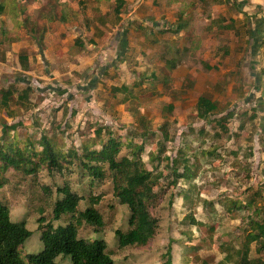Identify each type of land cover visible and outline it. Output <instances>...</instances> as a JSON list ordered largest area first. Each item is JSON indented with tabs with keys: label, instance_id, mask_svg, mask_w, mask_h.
Returning a JSON list of instances; mask_svg holds the SVG:
<instances>
[{
	"label": "rangeland",
	"instance_id": "374dc122",
	"mask_svg": "<svg viewBox=\"0 0 264 264\" xmlns=\"http://www.w3.org/2000/svg\"><path fill=\"white\" fill-rule=\"evenodd\" d=\"M25 1L26 16L13 23L14 8ZM77 1L0 0L4 6L0 12V151L12 155V150L19 149L30 161L24 160L18 169L3 170L0 157L4 181L0 200L9 208L11 221H24L31 231L20 247L21 256L41 251L40 233L46 224L73 221L80 237L105 241L114 264H163L167 248L171 264H239L248 234L254 231L251 221L264 222V134L260 132L264 111L257 108L259 92L249 75L248 52L241 49L240 38L236 48L241 50L235 52L241 55L238 71L222 73L234 60L226 62L233 50L223 44L230 35L221 33L216 37L230 53L217 52L210 41L206 46L202 43L189 55L190 76L180 88L172 89L151 74L161 68L151 43L148 0H127L128 4L125 0L119 27L129 21L136 27L134 32L123 28L120 35V30H114L104 43L94 42L105 53L104 60L99 55L89 58L91 52L85 54L87 58H72L65 50L80 51L76 50L78 40L85 41L86 47L94 44L85 26L97 19L111 14L114 28L115 1L104 5L79 0L76 10ZM55 3L68 6L62 13L67 17H60ZM43 5L45 10L50 8L51 21L42 16ZM135 13L146 15L147 24L133 21ZM102 36L101 32L98 39ZM19 54L27 56L28 69L21 68ZM206 63L216 67L207 69ZM258 69L264 70L263 66ZM161 70L166 73L167 69ZM122 85L126 90L113 89ZM7 90L10 94L2 104ZM200 94L217 104L207 118L197 115ZM42 136L60 155V169L42 160ZM109 137L121 144L118 161L136 159L139 169L151 173L154 195L148 208L157 227L142 246H118L115 231H127L130 212L117 200L107 164L101 167L100 179L71 156L73 150L80 154L84 146L82 152L99 150ZM26 167L35 170L26 173ZM184 173L189 176L176 177ZM64 186L81 199L73 218L66 214L55 220L54 202L62 197L58 189ZM91 197L98 198L93 207L103 218V225L96 229L83 220L77 222L78 213L91 205ZM246 254L262 259L264 248L251 241ZM55 261L71 264L68 256L60 255Z\"/></svg>",
	"mask_w": 264,
	"mask_h": 264
},
{
	"label": "trees",
	"instance_id": "16d2710c",
	"mask_svg": "<svg viewBox=\"0 0 264 264\" xmlns=\"http://www.w3.org/2000/svg\"><path fill=\"white\" fill-rule=\"evenodd\" d=\"M18 1L23 2V0ZM125 4V0H115L113 12L119 14ZM3 9L4 6L0 2L1 13ZM258 44L256 45L258 46ZM18 60L22 69H28L27 56L19 54ZM18 81L24 82V79L19 78ZM26 86L30 89L29 83ZM113 89L115 91L126 90V86L122 85ZM10 91L3 92L2 104H6ZM168 108L172 109V105H168ZM216 108L217 104L205 96H200L197 99V115L201 118H207ZM41 144L43 146L42 160H47L50 168L60 169L61 165L58 162L60 155L54 151L50 140L46 136H42ZM120 145L118 140L109 137L106 143L102 144L101 149L89 151L85 149L84 153L82 152L86 147L84 146L80 154L73 150L71 156L78 159L81 166L89 174L100 179L103 178L101 167L103 164H107L113 173V187L117 200L120 204L126 205L130 212L127 231H115L118 246H142L153 237L157 227L156 219L150 214L148 208V204L154 195L151 187V173L144 169H139L136 159L123 157L118 161L116 155L119 152ZM12 152L13 154L11 155L0 151V157L3 160V170L9 166L18 169L24 160L30 162L29 159L23 158L21 150H12ZM24 170L26 173H30L35 169L26 167ZM185 172L187 171L185 170ZM184 176L188 177L189 174L176 175V177ZM3 183L4 181L0 178V187L3 186ZM58 191L62 194V197L54 202L53 218L59 220L62 215L66 214H71L73 218L81 197L72 192L68 186H64ZM97 201L98 198L91 197V205L78 213V223L83 220L86 224L95 227V229L103 225L101 214L93 207V204L97 203ZM251 225L254 231L248 234L249 237L246 244H244L243 254L240 255V261H238L239 264H264V258H248L246 256L248 245L251 241L258 242L260 247L264 248V222L251 221ZM30 235L31 231L26 228L24 221H11L9 208L0 200V264H59L55 259L60 255L64 259L68 256L71 264H114L111 255L107 251L105 241L100 238L88 239L80 237L76 222L68 221L65 224L56 226L51 223L46 224L40 233V240L43 245L41 251L36 254H27L23 258L20 253V247ZM163 264H171L170 248H167L166 261Z\"/></svg>",
	"mask_w": 264,
	"mask_h": 264
},
{
	"label": "crops",
	"instance_id": "0c3cea01",
	"mask_svg": "<svg viewBox=\"0 0 264 264\" xmlns=\"http://www.w3.org/2000/svg\"><path fill=\"white\" fill-rule=\"evenodd\" d=\"M94 1L100 4L109 5L115 0ZM148 1L147 3L150 6V10L147 13V16H149L152 20L150 22V28H152L150 30L152 38L151 43L154 44V51L157 52L156 59H160L158 62L160 68L162 69L164 67V69H167L166 73H163L161 69L157 70V68H159L157 67L155 70H152V76L156 75L157 78L161 77V79L167 82V84L170 85L172 89L180 88L184 84L185 79L190 76V69L188 66H190L191 61L189 55L192 53L194 48H199L202 43L205 45V43L210 41L209 44L216 46L214 49L217 52L221 50V54L226 53V55L230 53V50H228V48H226L223 44H229L230 48L232 46L231 49L233 50V53L231 56L226 57V62L228 63V60H234V62H230L229 66L225 68L222 73L235 69L238 71L239 63L237 62L241 55L238 56L237 54L236 56L235 52L240 51L241 49H246L248 52L246 57L249 59V75L253 79L254 89L258 90L257 92H259V96L256 98L257 108L260 111H264V70H257V68H260V66H263L264 68V53L260 58V51L264 50V0ZM54 5L55 9L57 8L56 11L58 14L61 15L60 17H67L62 14L64 11H67V5L61 3H59V6H57L56 3ZM43 7L44 13H42V16L48 17L46 19L50 20L51 14L48 12L50 8H46L45 10V5H43ZM75 7L76 10L79 9V0L75 2L74 9ZM124 8H126V4L121 8L119 14H113V22L115 25L114 28L111 23V14H109L107 17H104L103 20L97 19L95 22H93V24H91L90 27L86 25L85 29L88 31L86 34L91 36L89 39H91L93 43H97L96 41H98L99 44V42L104 43L103 41H106L107 37L111 33L114 32L115 34L117 30L121 31L120 35L124 34L128 28H131V31L134 32L136 27L131 23L129 24V21L119 27L123 20ZM14 10L16 11H14V14L11 16L12 22L19 24L15 21L21 15L26 16V1L24 2V5H20V8L18 5V7L14 8ZM104 14L105 11H103L100 16H103ZM145 16L141 17L135 13L132 18H134L133 21L136 20L142 22V24L145 25L148 21L147 19L144 20ZM244 16L246 18L245 20L243 19ZM92 17L95 18V15ZM46 19L44 18L43 20ZM239 20H242L241 24L237 23ZM65 21H68V18H66ZM92 21L93 20L91 18V22ZM213 21L214 23H211ZM53 24L55 27L57 26L55 22ZM210 24H212L211 28L209 27ZM104 25L109 26L112 28V30H106ZM123 28H125V31H122ZM101 32L105 36H102L100 39H98V36ZM221 33H228L230 35V38L226 42L223 41V44H220L219 39L216 37V35ZM237 37H239L240 41L242 42V48L240 50L236 48V45L238 44ZM214 38H216V41H214ZM142 40H144V38H142ZM78 42L80 49L76 50L80 51H73L72 47H70L65 50V55H68L72 58L77 57L83 59L87 58L85 54L88 55L89 52H91L92 55L89 58L99 55V58L102 60L105 59V53H102L103 50L101 49H96L97 46L95 43H89V47H86L85 41L82 43L78 40ZM257 43H259L258 46L256 45ZM106 50L109 51L111 49ZM205 67H208L207 69H214L216 66L213 63L212 65L206 63ZM200 96H202V94H200L198 98ZM260 132L264 134V124L262 122L260 124Z\"/></svg>",
	"mask_w": 264,
	"mask_h": 264
}]
</instances>
